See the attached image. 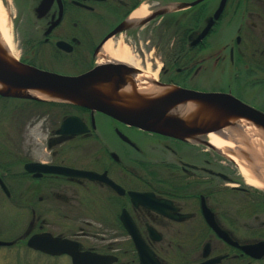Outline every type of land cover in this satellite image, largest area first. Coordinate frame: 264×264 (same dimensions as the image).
<instances>
[{
    "label": "flooded vegetation",
    "instance_id": "obj_1",
    "mask_svg": "<svg viewBox=\"0 0 264 264\" xmlns=\"http://www.w3.org/2000/svg\"><path fill=\"white\" fill-rule=\"evenodd\" d=\"M0 1L20 63L66 76L97 69L94 86L117 100L149 70L156 85L230 95L264 114V0H224L203 36L223 0ZM108 42L132 64H100ZM3 98L27 103L8 111ZM30 101L0 96V255L11 264H264V187L203 144L206 134ZM9 113L14 139L3 134ZM68 117L83 131L59 133ZM40 120L45 160L29 134ZM35 236L46 249L28 245Z\"/></svg>",
    "mask_w": 264,
    "mask_h": 264
},
{
    "label": "water",
    "instance_id": "obj_2",
    "mask_svg": "<svg viewBox=\"0 0 264 264\" xmlns=\"http://www.w3.org/2000/svg\"><path fill=\"white\" fill-rule=\"evenodd\" d=\"M198 1L200 0H196L190 4H184L181 7L195 5ZM223 6L224 0L214 14L212 20H210V24L208 23L207 27L202 31L201 36L208 31L213 21L221 12ZM16 64L17 66H10L0 59V83L4 84L8 91L18 89L50 92L54 95L65 98L69 103L102 112L123 123L142 129L151 130L164 122V127L181 126L182 135H184L185 138H192V135H207L208 133L215 132L221 128L219 120L214 121L209 127H190L177 118L166 116L170 109L187 101H199L205 103L221 111L224 116L242 118L264 129V114L243 104L230 95L206 94L176 88L156 100L144 101L143 108H133L131 110L110 104L107 97L100 95V93L94 89L93 86L97 76V69H92L78 76H66L20 62H17ZM0 96L39 100L31 96H19L7 92L0 93ZM136 97L138 99L140 98L138 95H136ZM82 131V124L79 123L76 118L68 117L62 122L58 132L67 134L79 133ZM202 143L214 148L208 141H203ZM25 169L28 171L46 172L48 167L41 163H30L25 165ZM132 195L134 194L132 193ZM3 244V242H0V245ZM28 245L32 248L46 249V244L43 243V238L38 236L32 237L29 240ZM261 245L264 246V243H261Z\"/></svg>",
    "mask_w": 264,
    "mask_h": 264
},
{
    "label": "bare ground",
    "instance_id": "obj_3",
    "mask_svg": "<svg viewBox=\"0 0 264 264\" xmlns=\"http://www.w3.org/2000/svg\"><path fill=\"white\" fill-rule=\"evenodd\" d=\"M142 14L145 11L142 10ZM103 57L100 64L115 62L132 64L128 49L121 43L116 51L108 42L103 49ZM0 59L10 66H17V60L12 50L10 36V23L0 1ZM136 90H132L127 82L121 88L118 96L122 100L113 97L111 86H93L94 89L107 98L111 96L114 106L127 109L143 108L144 101L156 100L165 94L175 90L173 86L156 85V76L148 72L141 76H135ZM9 93L19 96H31L42 101L67 102L65 98L42 90H18L8 91L7 87L0 83V93ZM135 94V95H134ZM136 95L140 96L138 99ZM166 116L183 121L187 126L209 127L214 121L219 120L221 128L207 134L210 145L215 150L232 160L240 170L245 181L250 185H262L264 187V129L254 123L238 118L224 116V114L210 105L199 101H187L170 109Z\"/></svg>",
    "mask_w": 264,
    "mask_h": 264
},
{
    "label": "rangeland",
    "instance_id": "obj_4",
    "mask_svg": "<svg viewBox=\"0 0 264 264\" xmlns=\"http://www.w3.org/2000/svg\"><path fill=\"white\" fill-rule=\"evenodd\" d=\"M243 1H244V4H243ZM240 5L242 6H250L252 3L248 2V0H240ZM9 7V6H8ZM5 9V8H4ZM7 9V8H6ZM5 9V10H6ZM6 13H7V16H8V19L9 17H11V13L6 10ZM9 23H10V19H9ZM10 36H11V42H12V50H13V53L15 55V57L17 58V51L15 49V46L13 45V36H12V24L10 23ZM17 60V59H16ZM18 62V61H17ZM148 72H150L148 70ZM152 74V73H150ZM155 74V73H154ZM152 74V75H154ZM6 98H3L1 101L2 103L4 104V107L6 106L9 111V108L11 107L10 105H14L15 103H18V104H23V103H27V101H19V100H8ZM43 103H46V101H43ZM47 103L49 104H67L66 102H51V101H47ZM41 107V106H40ZM17 116L13 117V116H10V113H9V116L7 117H4L6 122H4L3 124V134L6 136H11L13 139H14V133H12V131L9 130V121L10 119H15ZM19 118H26L25 115L23 116H18ZM29 134L32 135L34 137V143L39 147V149L37 150V153L35 152L33 154V157L35 159H41V160H45L46 159V149H45V136H46V124L44 123L43 120H40V121H36L35 124L33 125V127L29 130ZM212 159H216V158H213ZM227 159V157H226ZM221 160V159H219ZM7 254H1L0 255V264H11V261H9L7 259Z\"/></svg>",
    "mask_w": 264,
    "mask_h": 264
},
{
    "label": "trees",
    "instance_id": "obj_5",
    "mask_svg": "<svg viewBox=\"0 0 264 264\" xmlns=\"http://www.w3.org/2000/svg\"><path fill=\"white\" fill-rule=\"evenodd\" d=\"M30 102L31 103H42V102H39V101H36V100H31Z\"/></svg>",
    "mask_w": 264,
    "mask_h": 264
}]
</instances>
